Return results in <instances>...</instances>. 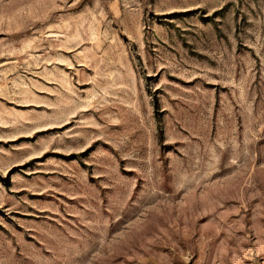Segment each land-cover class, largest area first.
I'll use <instances>...</instances> for the list:
<instances>
[{
	"label": "rangeland",
	"instance_id": "374dc122",
	"mask_svg": "<svg viewBox=\"0 0 264 264\" xmlns=\"http://www.w3.org/2000/svg\"><path fill=\"white\" fill-rule=\"evenodd\" d=\"M0 264H264V0H0Z\"/></svg>",
	"mask_w": 264,
	"mask_h": 264
}]
</instances>
